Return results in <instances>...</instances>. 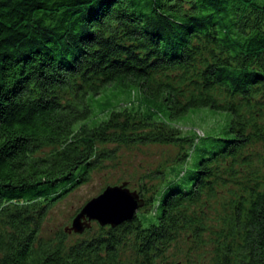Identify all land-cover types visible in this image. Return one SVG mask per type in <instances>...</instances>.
Instances as JSON below:
<instances>
[{"label": "trees", "instance_id": "trees-1", "mask_svg": "<svg viewBox=\"0 0 264 264\" xmlns=\"http://www.w3.org/2000/svg\"><path fill=\"white\" fill-rule=\"evenodd\" d=\"M203 109L229 121L185 134ZM150 145L178 155L143 176L133 221L45 232ZM0 264H264V0H0Z\"/></svg>", "mask_w": 264, "mask_h": 264}, {"label": "rangeland", "instance_id": "rangeland-1", "mask_svg": "<svg viewBox=\"0 0 264 264\" xmlns=\"http://www.w3.org/2000/svg\"><path fill=\"white\" fill-rule=\"evenodd\" d=\"M229 114L203 109L179 123V127L186 134L195 131L199 136L208 138L219 135L223 127L229 121ZM207 142H210L209 140ZM206 141L199 146L201 148ZM178 151L173 147H160L156 145L122 148L114 160L104 161L91 175L90 181L69 192L66 197L51 211L45 225V232H52L60 228L71 226L73 218L91 199L99 196L108 186L121 185L130 182V189L138 192L140 181L146 174H154L160 167L169 168L174 165ZM197 159V153L193 154L188 162L189 170ZM180 168V166L178 167ZM169 180L174 177L169 175ZM160 180L156 178L154 183L158 185ZM141 196V193L138 192ZM142 198V196H141ZM140 212V210H139ZM138 212V213H139ZM137 213V214H138ZM96 223L93 224L95 226ZM179 249L169 252L170 260L182 261L188 246L183 241L178 243ZM175 257V258H172Z\"/></svg>", "mask_w": 264, "mask_h": 264}, {"label": "water", "instance_id": "water-1", "mask_svg": "<svg viewBox=\"0 0 264 264\" xmlns=\"http://www.w3.org/2000/svg\"><path fill=\"white\" fill-rule=\"evenodd\" d=\"M145 205L137 191L128 182L108 186L99 196L88 201L65 229L69 234L82 235L96 223L101 227L117 228L133 221Z\"/></svg>", "mask_w": 264, "mask_h": 264}]
</instances>
